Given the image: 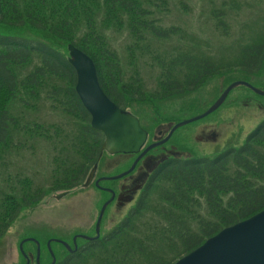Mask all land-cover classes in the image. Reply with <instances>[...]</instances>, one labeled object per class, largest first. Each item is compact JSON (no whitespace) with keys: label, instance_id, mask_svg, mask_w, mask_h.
I'll list each match as a JSON object with an SVG mask.
<instances>
[{"label":"trees","instance_id":"1","mask_svg":"<svg viewBox=\"0 0 264 264\" xmlns=\"http://www.w3.org/2000/svg\"><path fill=\"white\" fill-rule=\"evenodd\" d=\"M220 9L212 10V15L225 32ZM167 10L166 0H0V161L10 148L23 144L17 139L23 136L55 140L56 153L48 186L37 185L28 176L4 178L0 240L23 212L51 192L78 187L103 159L104 136L90 126V115L75 91L76 72L67 60L69 43L92 59L103 92L126 110L148 98L152 102L191 92L233 69L241 72L236 79L261 70L264 28L258 41L242 45L226 63L186 51L160 54L152 47L154 40H169L178 29L161 24L160 14ZM113 34L130 40L126 46L130 67L147 56L158 67L155 89L143 87L137 68L124 78ZM12 102L25 110L47 103L72 117L76 126L68 132L56 124L22 122V116L11 111ZM158 116L161 122L170 120ZM263 209L264 119L241 146L213 158L159 161L118 223L97 239H79L70 253L58 244L55 264H174L223 228ZM34 255L30 264H35ZM49 261L44 246L40 263Z\"/></svg>","mask_w":264,"mask_h":264},{"label":"rangeland","instance_id":"2","mask_svg":"<svg viewBox=\"0 0 264 264\" xmlns=\"http://www.w3.org/2000/svg\"><path fill=\"white\" fill-rule=\"evenodd\" d=\"M168 10L160 14L161 24L175 26L176 33L169 40H154L152 47L160 54L176 55L186 51L210 57L213 61L230 60L238 55L243 44L258 41L264 28V0H166ZM222 8V9H220ZM223 11L220 15L226 24L225 32L215 25L212 10ZM130 40L124 35L113 34L112 44L118 53L127 79L133 68H137L141 82L147 90L155 89L159 73L156 65H151L149 56L139 59L134 66L127 64L126 46ZM240 70L214 76L191 92L174 95L154 101L143 100L133 103L127 110L139 117L142 126L149 131L148 142L163 136L170 125V118L187 120L197 116L218 97L230 79L241 77ZM254 88L264 91V63L258 74L245 76ZM244 80V81H245ZM155 105L156 107L152 106ZM11 111L22 116V122H37L60 125L65 131L75 128L76 122L64 112L52 110L47 103H41L36 110H25L12 102ZM264 119V95L238 86L231 90L224 103L209 115L179 127L168 142L148 156L132 175L114 181H104V187L116 189L120 201L114 199L104 213L102 231L109 230L118 223L135 203L138 191L146 179L147 170L164 157L213 158L227 148L241 146L250 133ZM18 136H15V139ZM23 144L10 148L5 160L0 161V185L4 178L28 176L37 185L48 186L56 154L53 143L38 137H18ZM98 175L113 176L125 170L132 159L127 155L108 157L105 154ZM94 181V179H93ZM51 192L31 210L23 212L9 227L0 240V264H21L22 255L18 245L23 238H35L42 244L46 238L69 240L74 232H92L101 204L109 193L96 188L94 183L87 187H77L59 198ZM134 196V197H133ZM137 196V197H136ZM133 197V198H132ZM79 240H77L78 243ZM81 242V240H80ZM43 245V244H42ZM56 246L55 244L53 245ZM34 245H24L29 258H33ZM44 248V246H43Z\"/></svg>","mask_w":264,"mask_h":264},{"label":"water","instance_id":"3","mask_svg":"<svg viewBox=\"0 0 264 264\" xmlns=\"http://www.w3.org/2000/svg\"><path fill=\"white\" fill-rule=\"evenodd\" d=\"M68 61L76 72L75 91L79 96L83 106L90 114L91 126L99 130L104 135L102 151L110 154L115 153H139L131 166L124 172L110 177H101L95 181V185L103 179H117L129 173L136 165L137 161L150 149L166 142L172 132L181 125L200 119L216 108L224 101L228 92L237 85H245L254 92L264 95V91L258 90L245 81H234L229 84L220 96L202 114L190 119L183 120L171 127L168 134L161 140L146 146L141 152L140 149L146 141L147 133L141 128L139 120L124 109L112 102L101 89L96 70L91 58L76 48L72 44L67 45ZM95 168L89 173L84 185H88L93 178ZM109 190V189H108ZM111 192L110 198L103 203L100 208L96 223L95 236L75 235L72 238L73 249L76 248V238L86 240L95 239L99 236V225L106 205L113 199L114 193ZM63 194L56 195V198ZM26 240V239H25ZM19 249L26 259L25 264L29 263L22 250V243ZM36 244V263L39 264V243L35 239H30ZM63 244L68 250L72 251L68 243L56 240ZM50 240L47 248L51 255V262L55 263V257L50 249ZM174 264H264V209L253 216L240 221L232 226L223 228L214 236L205 240L193 251L179 258Z\"/></svg>","mask_w":264,"mask_h":264},{"label":"flooded vegetation","instance_id":"4","mask_svg":"<svg viewBox=\"0 0 264 264\" xmlns=\"http://www.w3.org/2000/svg\"><path fill=\"white\" fill-rule=\"evenodd\" d=\"M117 197H118V201H120V197H119V192H118V195H117ZM130 198H128V197H124L120 202H122V201H127V200H129Z\"/></svg>","mask_w":264,"mask_h":264}]
</instances>
